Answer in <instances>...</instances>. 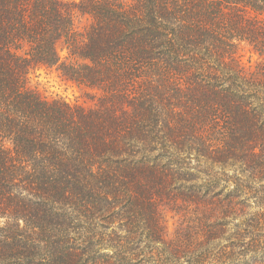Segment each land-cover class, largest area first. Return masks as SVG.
<instances>
[{
    "label": "trees",
    "instance_id": "trees-1",
    "mask_svg": "<svg viewBox=\"0 0 264 264\" xmlns=\"http://www.w3.org/2000/svg\"><path fill=\"white\" fill-rule=\"evenodd\" d=\"M0 264H264V0H0Z\"/></svg>",
    "mask_w": 264,
    "mask_h": 264
},
{
    "label": "rangeland",
    "instance_id": "rangeland-1",
    "mask_svg": "<svg viewBox=\"0 0 264 264\" xmlns=\"http://www.w3.org/2000/svg\"><path fill=\"white\" fill-rule=\"evenodd\" d=\"M78 23H86L85 18H78ZM257 56L246 46L241 52L240 60L245 66L254 65ZM28 84L32 89L47 99H58L73 105L90 107L94 105L91 92L84 86L67 80L55 68L42 66L32 67L28 74ZM164 209V208H163ZM165 227L168 236H173L180 222V215L165 208L163 211Z\"/></svg>",
    "mask_w": 264,
    "mask_h": 264
}]
</instances>
